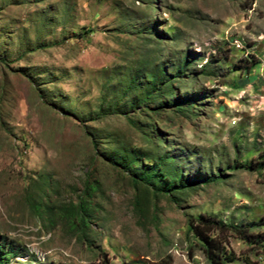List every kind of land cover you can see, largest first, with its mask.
I'll use <instances>...</instances> for the list:
<instances>
[{
  "label": "rangeland",
  "instance_id": "1",
  "mask_svg": "<svg viewBox=\"0 0 264 264\" xmlns=\"http://www.w3.org/2000/svg\"><path fill=\"white\" fill-rule=\"evenodd\" d=\"M263 166L264 0H0V264H264Z\"/></svg>",
  "mask_w": 264,
  "mask_h": 264
},
{
  "label": "trees",
  "instance_id": "2",
  "mask_svg": "<svg viewBox=\"0 0 264 264\" xmlns=\"http://www.w3.org/2000/svg\"><path fill=\"white\" fill-rule=\"evenodd\" d=\"M264 167V166H263ZM251 170V167H248ZM212 181H196L191 183L185 181L181 185L173 187L168 194L173 198L174 194L184 191L192 185L205 184ZM188 231L195 238L202 248V252L208 264H232L236 260L235 254L227 247L228 237L231 233H237L242 240L249 239L243 229L225 223L216 215L202 214L199 217L190 218L187 223ZM3 255L0 254V262Z\"/></svg>",
  "mask_w": 264,
  "mask_h": 264
}]
</instances>
